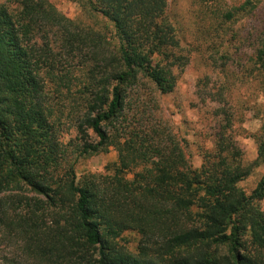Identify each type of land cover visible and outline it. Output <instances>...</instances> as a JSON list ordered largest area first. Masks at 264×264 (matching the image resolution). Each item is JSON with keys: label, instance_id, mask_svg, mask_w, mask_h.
I'll return each mask as SVG.
<instances>
[{"label": "trees", "instance_id": "16d2710c", "mask_svg": "<svg viewBox=\"0 0 264 264\" xmlns=\"http://www.w3.org/2000/svg\"><path fill=\"white\" fill-rule=\"evenodd\" d=\"M209 1L203 0L212 17L231 23L263 0L218 13L219 0ZM82 6L112 25L114 44L50 0H19L16 10L0 4L1 241L17 245L24 264H264V176L251 194L239 186L264 166V134L257 137L258 158L245 164L221 87L210 94L219 105L215 152L194 167L180 140L142 118L135 104L142 79L169 95L176 71L189 64L169 0ZM252 42V67L264 72V40ZM77 59V137L64 142L47 86L71 93L64 62ZM111 148L118 159L107 173L78 177L75 154ZM128 233L140 236L134 251L125 244Z\"/></svg>", "mask_w": 264, "mask_h": 264}, {"label": "rangeland", "instance_id": "374dc122", "mask_svg": "<svg viewBox=\"0 0 264 264\" xmlns=\"http://www.w3.org/2000/svg\"><path fill=\"white\" fill-rule=\"evenodd\" d=\"M66 17L82 21L85 25L105 31L112 43L116 42L112 25L100 16L83 8V0H50ZM246 0H219L217 13L241 6ZM207 2L213 4V2ZM203 0H169V15L182 39L184 54L189 64L183 71H176L177 86L169 95H159L154 85L142 79L135 94L140 116L150 123L168 128L180 140L190 163L200 168L203 154L215 152V135L218 121L214 119L215 102L211 95L221 87L227 89L228 105L234 113V125L230 134L243 152V162L252 164L258 158L257 137L264 134V72L252 67V39L264 40V0L258 8L240 20L225 23L212 17L211 8ZM0 4L16 10L19 0H0ZM257 33V34H256ZM256 34V35H255ZM72 62V61H71ZM79 59L64 65L71 70V93L54 83L47 86L49 105L57 111L62 122L63 140L77 137L75 122L76 90L81 86L82 69ZM77 78V80H76ZM79 79V80H78ZM183 140H185L183 142ZM118 153L111 148L107 153L81 156L75 154V169L79 178L87 173L105 174L107 166L115 163ZM264 176V166L253 169L239 186L251 194ZM134 174L129 178L133 179ZM264 208V203L262 204ZM125 244L136 250L140 236L125 235ZM24 264L17 245L1 241L0 264Z\"/></svg>", "mask_w": 264, "mask_h": 264}]
</instances>
